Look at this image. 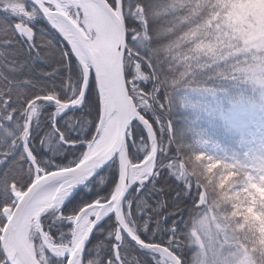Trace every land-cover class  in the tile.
<instances>
[{
  "label": "snow or ice",
  "instance_id": "obj_1",
  "mask_svg": "<svg viewBox=\"0 0 264 264\" xmlns=\"http://www.w3.org/2000/svg\"><path fill=\"white\" fill-rule=\"evenodd\" d=\"M165 64L264 91V0H0V264H264V152L178 140Z\"/></svg>",
  "mask_w": 264,
  "mask_h": 264
},
{
  "label": "trees",
  "instance_id": "obj_2",
  "mask_svg": "<svg viewBox=\"0 0 264 264\" xmlns=\"http://www.w3.org/2000/svg\"><path fill=\"white\" fill-rule=\"evenodd\" d=\"M227 68L218 65L196 72L187 83L175 87L170 82L179 79L176 69L167 64L161 68L163 80L169 82L165 95L176 137L226 159L245 158L246 152L258 155L264 152V91L224 79Z\"/></svg>",
  "mask_w": 264,
  "mask_h": 264
},
{
  "label": "rangeland",
  "instance_id": "obj_3",
  "mask_svg": "<svg viewBox=\"0 0 264 264\" xmlns=\"http://www.w3.org/2000/svg\"><path fill=\"white\" fill-rule=\"evenodd\" d=\"M264 109V108H263ZM262 113H264V112H262ZM259 121H262V118H261V114H260V116H258V118L256 117V124H260V123H258ZM252 122L250 121L249 122V126L250 127H252V129L254 130V128H253V125L251 124ZM258 125H256V126H258ZM262 135V137H264V134H261Z\"/></svg>",
  "mask_w": 264,
  "mask_h": 264
}]
</instances>
